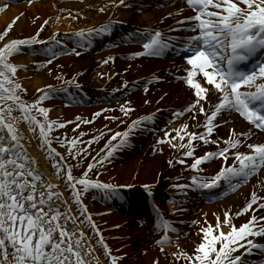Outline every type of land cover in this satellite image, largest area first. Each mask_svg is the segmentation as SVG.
Returning <instances> with one entry per match:
<instances>
[{"label": "snow or ice", "instance_id": "obj_1", "mask_svg": "<svg viewBox=\"0 0 264 264\" xmlns=\"http://www.w3.org/2000/svg\"><path fill=\"white\" fill-rule=\"evenodd\" d=\"M115 2L121 6L125 5V0H115ZM186 3L193 8L194 15L181 16L180 20L174 22L175 27L170 31H181L187 27L194 33L193 35L186 38L177 36L166 38L160 29H151L136 30L130 37L133 40L139 37L142 41V51H136L133 53L134 56L143 54L159 56L166 49L173 47H179L188 52L183 58L190 67L186 69V74L179 78L184 79L194 90L196 99L186 108L176 110L173 118L176 114L182 115L186 111H199L205 114V123L197 126L203 127L204 130L202 132L187 131L188 124L184 123L176 130V136H179L181 140L187 136L186 143L172 144L176 137L169 136L170 129L157 140V143L168 142L172 144V147L186 148L180 154L181 157L194 155L193 140L205 143L213 141L211 134L215 127L214 121L222 111L235 110L257 129H264V82H257L258 78L264 79V60L251 68L244 69L241 66L242 62L248 61L258 51H264V0H186ZM7 6V4L3 5V7ZM104 10V7L99 8V11ZM176 11L179 13L181 10ZM167 15L171 16L173 13H167ZM17 18L14 17L5 31L0 32V40L4 39L6 32L12 28ZM185 21L195 23L185 25ZM46 23L47 21L41 25V29ZM111 24L110 20L102 26L80 29L76 35L84 37L85 32L89 34L108 32ZM34 42H40L37 35L24 39H9L0 45V132H5V135H0V264H93L96 259L90 255L93 249L91 245L85 247L82 243L85 233L75 226L79 221L68 209L66 201L63 212L57 205L56 200L62 197V193L58 190L54 191L57 186L44 179L42 173L35 167V160L26 152L22 144V134L16 126V118L12 115L13 109L18 108L22 113V119L39 125L40 136L48 144L50 154L56 151L47 139V133L53 126L62 125L47 121L45 126L36 119V116L32 114L34 105L37 106L38 112L45 115L48 109L39 106V100L24 102L21 99L17 90L24 89L13 79L18 65L11 63L8 59L20 45H31ZM80 46L83 47L82 44ZM198 74H202L210 87L200 82ZM154 79H160V77H154ZM51 91L52 86L46 85L39 99L48 97ZM145 91H147V85H145ZM210 91L217 92L219 99L214 105L210 103L206 109L203 102L208 100ZM121 109L125 111L123 105ZM150 119L151 114L141 116L131 121L123 131L111 132L109 141L112 142L106 143L105 150H102L99 159L93 158L80 177L72 176V166L68 165L65 179L72 188V197L85 212L86 208L80 199L82 192L77 188V184L83 186L85 191L89 188L114 190L119 187L89 178L87 170L92 169L94 163L100 164L101 161H106L117 148L123 147L128 142L127 138L133 129L143 127V122ZM193 119H195L194 115ZM249 134L243 132L238 136L236 131L232 130V137L225 141L219 151L205 152L203 155L195 156L190 167L198 169L203 161L217 156L227 159L225 154L229 152V149L242 143L239 137L247 138ZM64 142L68 143L70 148L76 143L75 140ZM88 143H91V140ZM247 147L250 151L234 152L238 166H221L212 178L206 180L193 175L190 177L193 184L188 187L212 188L222 178L229 184L233 178H236V185L247 181L261 167H264V142L248 143ZM84 151L85 149L80 148L76 154ZM177 159L178 162L185 163L183 159L179 157ZM171 163L172 160H169V164ZM57 171L59 172L60 169L58 168ZM257 183L264 187V180H258ZM144 187L150 190L151 186L144 185ZM177 187L184 186L177 185ZM261 199L255 190L252 191L251 200L235 215L247 212ZM258 207L264 208V202H261ZM229 215L228 212L224 213L223 223H230ZM88 218L90 219V214ZM257 220L264 221V216L253 215L238 227L232 224L227 233L219 230V221L215 226L209 224L200 229L204 235L195 253L189 255L181 252L172 255L177 259L183 256L191 261V264H247L246 253L252 252L254 248L264 249V245L254 244L252 239H247L264 234V223L258 225ZM69 222L72 224L71 227ZM161 223L165 232L171 227L167 220H162ZM93 227L95 228L94 224ZM213 227L218 230L215 234ZM96 231L99 232L98 229ZM102 239L101 237V241ZM167 240L168 237L165 234L157 243L162 244ZM217 242L219 247L216 246ZM244 244L248 247H244ZM104 248L106 255L111 259V264H117L119 257L111 255L107 244ZM237 249L242 251L237 252ZM153 264H157V261Z\"/></svg>", "mask_w": 264, "mask_h": 264}, {"label": "bare ground", "instance_id": "obj_2", "mask_svg": "<svg viewBox=\"0 0 264 264\" xmlns=\"http://www.w3.org/2000/svg\"><path fill=\"white\" fill-rule=\"evenodd\" d=\"M11 1L13 0H3L4 5H8L7 7H3V4L0 2V27L5 20H13L14 17H18L14 21L16 26L21 27L25 24V17L29 15L28 13H33L38 17L36 19L37 27H41L47 21L42 28L43 38H49L51 33L56 31L65 33L87 27H98L110 20L112 21L111 27L112 29L115 28L116 32H118L117 27L123 28L126 24L143 27L142 29L149 27L162 29L166 26L163 29L165 35L174 36L175 32L176 34H183V29L185 28L182 31H170V29L175 27L174 22L180 20L181 16L194 15L184 6L182 0H137L134 2L125 0L124 6L116 3L115 0H84L81 3L63 0H47L46 2H41L40 0H19L13 3ZM100 7H104L105 10L99 11ZM71 8L78 11L79 21H71L70 18H65L68 9ZM177 9L181 11L177 13ZM167 13H173V15L168 16ZM167 23H171L172 25L169 27V25H166ZM184 24L188 25L191 23L185 21ZM111 36L107 33L103 43H94L92 48L93 54L88 59L63 57L59 59L58 63H54L51 66L52 68L59 64L62 69L61 80L71 84L70 86L74 90L78 89L77 85L86 87L82 91L88 96V92L93 89H99V87L104 85H107V88L110 89L117 83L127 81L129 92L134 96L139 108L137 115L141 117L151 114L152 121H154V125H152L151 120H147L143 122V127L133 129L127 138L128 142L116 150V153L114 151L104 161L106 172L103 177L108 180H114L119 187L115 188L118 189L116 191L115 189L114 191L107 190L111 191L108 192L107 206L99 205L93 200L88 202V213L96 216V220L92 222V226L93 224L95 225V228L93 227L94 234L99 239L102 237V241L104 245H108L111 255L120 257L124 264H153L154 261H157V264H185L183 256L177 259L172 255V252L176 248L189 244L193 239L198 241L203 234L200 229L204 228L206 224L215 226L219 221L221 230L227 233L230 231L232 224L238 227L253 215L257 217L264 216V208L258 207L261 202H264V187H261L257 183L258 180H264V167H261L247 181L238 185H236V178L232 179L231 184L222 178L218 184L220 185V190L224 191V193L220 199L212 203H204L198 200L192 193L187 192L188 188L183 184H186V182L179 180L174 187L170 188V195L174 197L173 202L166 203L171 207H168V210L172 209L174 212V217L177 219L175 221H177L179 227L178 233L175 234L176 244L173 241L171 244L168 242L157 244L158 238L154 233V228H150L152 223H149L148 220L140 215L136 217L126 216L125 213L127 212L122 210L128 211L131 207L133 211H138L140 208L139 211L141 212L144 208H147L149 212H153L154 207L152 205H145L148 199L147 194L143 190L144 185L153 184L155 180L163 176L161 169L166 164L164 158L171 149L167 142H164V144L157 143L158 138L163 136L164 132L168 129H173L169 136H174L176 130L184 123L188 124V131L202 132L204 130L203 127H198L197 125L205 123V114L190 110L183 117V114H176L175 118H173L176 110L186 108L188 104L196 99L194 90L190 86L184 87L180 81L167 74L172 73L173 76H176L187 69L180 58L171 57L174 52L166 49L158 57L145 58L144 55L132 57L133 54L130 55L128 52L135 53L139 51L137 42L140 41V38L137 37L133 40L130 38V35V37L121 42L117 39V36L114 39ZM125 41L128 44H124ZM109 57H112V59L109 60ZM32 58H34V55H27L20 50L16 51L13 55L14 62L18 65L17 75L19 81L22 85L37 87L48 82L50 78L48 79L45 73L35 76L29 74L25 67ZM136 58L138 61H136ZM118 71H122L123 73H115ZM149 74L150 76L142 78V76ZM139 76L141 79H139ZM154 77H160V79L153 82ZM198 78L203 85L210 87L202 74H198ZM257 82H264V79L258 78ZM138 85L141 87L147 85V91L142 94V91L137 90ZM124 86L127 85L124 84L119 88L125 89ZM208 96V100L203 102L206 109L210 103L214 105L219 99V94L215 91H210ZM145 101L148 102L145 103ZM61 112L62 109L60 107L50 110V113L53 115H59ZM16 113L13 110L12 115L16 118V126L22 134V144L26 152L35 160V167L42 173L43 178L57 186L54 191L58 190L62 193V197L56 200L61 211H64L65 201L70 210V206L73 204L69 202L70 199L66 197V193L60 188L59 180L51 171L46 156L39 146L36 145L31 131L17 117L18 114ZM193 115L195 119H193ZM165 117L172 118L174 124H167L168 129L162 131L156 127L166 124L164 121ZM128 125L129 122L126 124L116 123L115 126L118 127L115 129L123 131ZM214 125V131L211 135L213 141L218 142L209 141L205 143L204 141L193 140L192 142L195 145L193 148L194 156L203 155L205 152L218 151L217 148H222L225 141L232 137V130H235L238 136L243 132L250 134L247 138L243 136L239 137L242 143L235 148L229 149V152L225 154L227 159L219 156L213 157L203 161L199 165L200 167L210 168L217 165L220 167L228 165L238 166V161L234 156L235 151L247 152L250 151L247 147L248 143L264 142V132L252 128L246 120L238 117L233 110H225L218 114ZM149 128L154 130V135L148 142L141 143V149L138 153L134 149V143L138 137L145 138ZM0 135H5V132H0ZM160 149L163 150L161 151ZM59 154L61 156V153ZM197 174L199 176L202 175L199 172ZM130 183L135 184L133 188L130 187ZM177 185H183L184 187L180 188ZM128 188L131 189L129 190ZM254 190L262 199L253 204L247 212L235 215L251 200V192ZM148 196H150L152 202L157 207L166 208L164 207V203L163 207L159 204V201L162 200L159 197L161 196L160 192L155 195L150 193ZM134 197L141 199V207L138 208L129 204V201ZM176 204H180L179 209H177ZM70 212L75 216L72 211ZM225 212L230 213V223L228 224L223 223ZM76 219L79 221L75 225L77 228L85 232L82 227L84 226L88 230L87 225L81 224L83 222L78 220L77 217ZM256 223L259 225L264 223V221L257 220ZM69 226H72L71 222H69ZM96 229L99 230L98 233ZM84 236L82 237V243L87 248L88 245L85 242ZM247 239H252L254 244L264 245V234L248 237ZM155 240L157 241L155 242ZM243 246L248 247L247 244ZM240 251L242 249H237V252ZM95 254L94 250L90 253L92 257L96 258ZM245 259L247 264H264V249L254 248L252 252L245 254ZM93 264H100L97 258L93 261Z\"/></svg>", "mask_w": 264, "mask_h": 264}, {"label": "rangeland", "instance_id": "obj_3", "mask_svg": "<svg viewBox=\"0 0 264 264\" xmlns=\"http://www.w3.org/2000/svg\"><path fill=\"white\" fill-rule=\"evenodd\" d=\"M18 1L19 0H17L16 2ZM40 1L46 2L47 0ZM63 1H71L76 3L84 2V0ZM129 1L134 2V0ZM0 2L4 5L2 0H0ZM28 14L29 15L25 17V24L23 26L17 27L15 22L13 23L12 28L6 32L4 39L0 40V45H2L9 39H24L33 35H37V39L40 42H34L31 45H20L18 47V50L25 52L27 55H34V58H32L25 67L29 74L35 76L45 73L48 79H50L48 80V82H45L44 84H41L37 87H31V85H22L17 75V69L13 79H15L16 82L22 86V89H24L17 90V94L24 102L39 100V106L48 109L47 114L45 115L38 112L36 110L37 106L34 105L32 107V114L36 116L37 120L44 123L45 126H47V121H54L56 122V124L62 125L53 126L47 133V139L51 142L52 148H54L56 151L50 154L48 144L45 143V140L40 136L39 125H36L34 122L22 119V113L18 108H14L13 110L17 112V117L22 122H24L27 128L31 131L36 145L39 146L43 154L46 156L51 171L58 178L60 188L64 190L63 192L67 194L66 196L70 199V201L72 199L75 202L76 205L72 201L74 206H70V211H74L75 216L78 218V220H81L83 222L81 224H85V226H88V230H86L85 227L82 226L85 230L84 238L86 244L91 245L100 264H111L110 257L105 253L104 242L94 234L95 232L92 226V222L96 220V216L91 214L89 219V213L87 210V207L89 206L88 202L91 201L90 198L96 200L100 205L105 206V198L103 194L105 192H101L100 189L97 188H89L85 191L83 190V186L77 184V188L82 192L80 199L83 203V206L86 208L85 212L81 205L78 204L72 197V188L69 187V182L65 179V176L68 171V165L72 166V176L80 177L82 174H84L87 169L88 163L92 161L93 158H96L98 160L100 155L102 154V150H105L106 143L112 142L109 141V136L111 135V132L117 131L115 128L118 126H115V124H125L128 121H133L138 118L136 116L138 114V107L135 102V98L133 96L128 98V94H126V96L123 95L125 93L96 102H81L73 98L72 92H70V84H68L67 81H62L60 78V75L62 73L61 66L59 64L52 68L51 66L54 63H58L59 59L63 57H75L79 59H88L89 57H91L93 54L92 50L91 48L86 46L89 44L88 42L93 39L95 33L93 32L89 34L85 32V36L80 37L76 35V32L78 30L71 33H62L61 31H56L54 33H51L49 38H43V29L36 26V19L38 17L33 13ZM65 18H70L71 21H79L78 11L72 8L68 9L67 16ZM11 21L13 20H5L0 27V32H4L6 26ZM97 33L104 34L105 32ZM98 40L103 41L100 38ZM81 44H84L85 49L79 48ZM42 46L45 47L42 48ZM73 49H75V51H72ZM14 54L15 52L8 59L11 63L16 64L13 59ZM49 69L51 71H49ZM46 85H51L52 91L48 97L40 100L39 98L42 95V92L45 90ZM122 105L124 106V110L127 111V114H125V111H122ZM56 107H60L62 109V112L59 115L51 114L50 110ZM101 109H103L104 111H100ZM97 113L99 114L96 115ZM94 115L95 119H93ZM77 117H79V119H77ZM113 117H115V119H113ZM81 133H83V135H81ZM93 137H95V139H92ZM175 137L176 138L173 144L180 145L184 142L185 137L183 138V140H181L179 136ZM73 140H75L76 143L73 144L71 148L69 147L68 143L64 142ZM89 140H91V143H88ZM145 142H147V139L143 141V143ZM80 148L85 149V151L76 154L78 149ZM140 149L141 142L138 143L135 147V150L138 153ZM59 153H61V156ZM172 155L173 154L171 153L166 156V165L161 169L163 176L155 181V186H159L160 189L168 188V186L171 185L170 183L173 182L174 174L177 171L176 165H173V163L176 162L177 158L173 157ZM169 160H172L171 164H169ZM58 168L60 169L59 172L57 171ZM87 171L88 177L91 179H97L102 182L108 181L109 183L116 185L114 180H108L107 178L103 177L104 173L106 172L104 161H101L100 164L94 163L93 168L88 169ZM205 171V173L210 174L215 173L217 170L205 169ZM126 216L131 215L128 214ZM217 231L218 230L216 228H213L214 234ZM202 239L203 238H201V240ZM201 240L197 243L196 241L192 240V242H190L188 245H184L183 250L180 251L183 253H188L189 255L195 253L197 245L201 242ZM216 246L219 247V242H217ZM9 251L11 250L9 249ZM117 264H124L120 257L117 260ZM185 264H191V261H188L185 258Z\"/></svg>", "mask_w": 264, "mask_h": 264}]
</instances>
